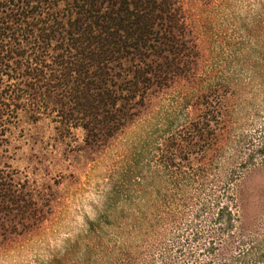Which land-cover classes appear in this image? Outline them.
<instances>
[{
    "label": "trees",
    "instance_id": "16d2710c",
    "mask_svg": "<svg viewBox=\"0 0 264 264\" xmlns=\"http://www.w3.org/2000/svg\"><path fill=\"white\" fill-rule=\"evenodd\" d=\"M185 1L0 0V150L24 112L51 118L64 137L81 128L86 147L102 149L174 95L185 134L156 139L153 173L172 178L175 157L194 169L186 154L203 155L186 204L166 200L133 264H264V152L247 157L263 185L246 186L243 172L224 174L220 162L211 172L208 149L221 161L228 102L222 88L201 85ZM51 197L0 156V249L43 226ZM187 208L199 224L182 223ZM156 219L166 220L160 230Z\"/></svg>",
    "mask_w": 264,
    "mask_h": 264
},
{
    "label": "rangeland",
    "instance_id": "374dc122",
    "mask_svg": "<svg viewBox=\"0 0 264 264\" xmlns=\"http://www.w3.org/2000/svg\"><path fill=\"white\" fill-rule=\"evenodd\" d=\"M185 10L201 85L222 88L228 102L227 141L221 161L208 149L210 170L220 162L224 174L243 172L246 186L247 179L263 185L257 171H247V157L264 152V0H186ZM176 98L156 100L154 113L98 150L86 147L81 128L64 137L51 118L21 113L0 156L23 179L51 188L53 210L39 230L0 249V264H133L166 200L186 204L194 159L203 155L198 148L186 154L194 169L175 157L172 178L153 173L156 139L185 134L187 111ZM185 210L182 223L199 224ZM157 220L160 230L166 220ZM170 238L165 232L161 241Z\"/></svg>",
    "mask_w": 264,
    "mask_h": 264
}]
</instances>
